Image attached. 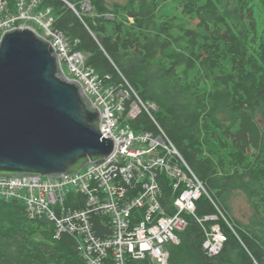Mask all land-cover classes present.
<instances>
[{"label":"trees","instance_id":"1","mask_svg":"<svg viewBox=\"0 0 264 264\" xmlns=\"http://www.w3.org/2000/svg\"><path fill=\"white\" fill-rule=\"evenodd\" d=\"M6 1L4 13H16L18 0ZM68 1L77 12L63 0H41L39 9L52 8L55 26L79 40L103 78L119 82L121 73L143 101L156 104L153 117L143 111L132 127L163 130L210 195L196 202L194 215L185 213L188 225L177 231L180 243L169 244L168 264H264V0H178L195 27L161 14L173 0H129L111 9L106 0ZM156 180L163 206L175 214L182 189L164 174ZM234 191L250 200L247 224L226 211ZM143 212L133 211L132 224ZM90 216L97 236L110 232L108 215ZM49 220L30 218L20 202H0V264H87L80 235L55 238ZM215 224L227 240L209 256L203 245ZM129 264L158 262L130 257Z\"/></svg>","mask_w":264,"mask_h":264},{"label":"built area","instance_id":"2","mask_svg":"<svg viewBox=\"0 0 264 264\" xmlns=\"http://www.w3.org/2000/svg\"><path fill=\"white\" fill-rule=\"evenodd\" d=\"M64 1L75 10L72 3ZM40 4L41 0H18L17 12L5 14L7 1L0 0V32L4 30L2 32L4 34L8 31L1 29L6 24L12 25V29L18 28L17 25L22 22L37 25L43 31L42 34L37 31V34L54 46L62 66L63 61H66L70 72H79V62H84L81 56L75 54L74 44H79V40L71 38L56 27L52 8L39 9ZM83 7L86 11L91 10L87 2L83 3ZM92 76L93 82L98 79L95 69L92 70ZM105 77L100 76L98 86L100 93L102 91L101 95H104L109 89L113 96L115 92L110 86L111 76ZM90 85L93 87L92 83ZM105 97L106 95L102 98V103L107 106L103 109L106 118L101 121V131L106 135H115L114 131H118L116 134L120 136V139H114V142L116 151L121 153L118 175L117 173L111 175L110 184L100 176L101 169L99 171L94 169L97 162L89 163V171L85 174L79 175L81 170L80 173L72 175L71 177H75L69 182H64L66 176L62 177L63 179L55 178L54 183V179L41 176L0 175V195L6 200H22L30 218L45 217L53 220L56 224V238L62 232L80 235L82 243L79 244V250L87 264H127L130 257L143 259L147 256L158 264H168L169 253L166 248L169 244L178 242L177 231L183 230L188 225L185 213L195 214L196 201L202 196L198 188H201L200 185L202 188L204 186L163 130L157 134L151 131L146 139H135L136 132L125 125H131L130 120L133 119L126 118L123 122L118 115V113L127 115L128 109L136 115L143 111L152 115L151 110L156 109L155 104L145 103L136 92L125 96L124 106H120L121 101L117 105L113 102L111 104L112 98L110 97L107 102ZM128 100L131 101L127 106ZM140 106L143 108L139 110ZM115 154L108 157L104 167L115 158ZM127 156L129 158H122ZM123 163H126L128 175L122 171ZM162 174L173 180L175 191L182 189L180 195L174 199L173 203L177 211L173 215L169 214L162 204L163 189L161 183L156 180ZM46 183L51 184L50 190L56 194L54 202L51 201L47 188L44 187ZM138 186L141 188L137 189ZM77 190L87 195V199L84 196L82 207L67 210L65 206L54 205L63 195ZM91 193L95 203L88 201ZM106 200H114L116 205L108 206L103 203ZM183 201L189 203V206H179L177 202L181 204ZM135 209H143L145 212L141 221L134 225L131 216ZM93 212L108 215L110 223L107 224L111 227L108 234L96 235L90 222V214ZM209 219L216 220L218 217L210 216ZM214 226L222 231L219 224L213 225L207 231L203 248L209 256L218 255L227 240V236L219 232L218 242L212 241ZM155 250H159V253H155Z\"/></svg>","mask_w":264,"mask_h":264},{"label":"water","instance_id":"3","mask_svg":"<svg viewBox=\"0 0 264 264\" xmlns=\"http://www.w3.org/2000/svg\"><path fill=\"white\" fill-rule=\"evenodd\" d=\"M101 120L100 107L65 76L47 39L30 27L2 34L0 175L59 177L109 157L115 142Z\"/></svg>","mask_w":264,"mask_h":264},{"label":"rangeland","instance_id":"4","mask_svg":"<svg viewBox=\"0 0 264 264\" xmlns=\"http://www.w3.org/2000/svg\"><path fill=\"white\" fill-rule=\"evenodd\" d=\"M128 1L129 0H106V3L108 5V7L111 9L114 6V4H116V3L127 4ZM68 2H70V1H68ZM85 2H87L91 6V4H90L89 1H84L83 3H85ZM161 14H167V15H170V16H178L180 18V21L187 23L191 27H195L196 24L198 23V20L189 18V17H187V16H185V15L182 14V8H181L180 3H179L178 0H173V1L169 2V3H167L164 6V8L162 9ZM19 26H21V27H30L33 30H35L36 32L38 31L40 34H42V32H43L37 25H32L30 23L22 22L21 24H18L17 25V27H19ZM1 29L10 30V29H12V25L6 24L5 27H2ZM3 31L0 32L1 33L0 37L2 36V34H3L2 32ZM74 48H75V54L81 56L82 59L84 60V62H79L80 71L79 72H76L75 71V73H77L79 76L77 74L73 73V72H70V70H68L69 69L68 68L69 67V64L66 61H63L64 64L62 66L61 60H60V58L58 56V59H59V62H60L62 71H63V73L65 74V76L67 78L76 79V80H78L81 83V85H82V87H83L86 95L91 99V101L93 102V104L100 107V109L102 111V120H103L104 118H106L105 115H104L103 109H106V107H107L104 103H102V101H103L102 98H104L105 95H106L105 98H106V101L107 102L110 100V97H111L112 98L110 100L111 101V104L113 102L115 105H117L121 101V103H120V106H121V105L125 104V101H124L125 96H127L129 93L135 92V90L132 87V85L130 84V82L120 73L121 77L123 78L122 81L115 82L116 80H113L112 78L110 79V82H111L110 86L113 87V90L115 92L114 95L111 96V93L112 92L109 89L107 90L106 94L101 95L103 93H102V91L100 93V88H98V86H99L100 80H101L100 79V76H102V75L95 69V67H93L92 65L88 64V61L87 60H88L89 54L86 53V52H84L83 50H81L79 48V44H74ZM55 51H56V53L58 55V52H57L56 49H55ZM63 60H65V58ZM94 69L96 71V75L98 76V79L93 82L94 77L92 76V70H94ZM110 76L112 77L111 74H110ZM96 82H97V84H96ZM90 83L93 84V87H91ZM126 86L129 87V89ZM142 108L143 107L140 106L139 107V110L142 109ZM118 115H119L120 119L121 118L123 119V122H124L126 120V118L133 119L134 120V118H137L140 114H137L136 115L133 112H131L130 109H128L127 115L126 114H123V113L122 114L118 113ZM133 120H130V123ZM125 125H128L133 131L136 132L135 133L136 134L135 139L136 138H138V139H140V138L146 139L147 136H148L147 134H149L151 132L150 130H140V131H136L130 124H125ZM116 133H118V131H114V134L115 135L108 134L107 136L108 137L111 136L110 138L112 140H114V139H118L119 140L120 139V136L117 135ZM116 148L117 147L115 146V149H114L113 153L110 156H113L115 154L114 152L116 151ZM119 152L120 151H116V154H115L116 161H115V158H114L108 164V166H106V167H104V162L108 159V157L105 158V159L99 160V161H90L86 165H84L81 169H79L77 172H73V173L64 175L66 177H64V176L55 177V176L40 175V174L11 175V176H23V177L41 176V177H46V178H49V179H54V181H53L54 183L56 182L55 178H61V179H63L62 177H64V178H66V179H64V182H69V181H71L75 177V176L74 177H71V176L74 175V174L80 173L81 170H82V172L79 175H83L86 172H88L89 171V167H90L89 163H97L98 162L96 165H94V169L96 168L97 171H99L101 169L100 176L102 177V179L106 183H109L110 184V177H111V175L116 174L117 171L120 168L119 165L121 164V159H120L121 153H119ZM122 158H129V157L127 156V157H122ZM121 167H122V171L124 172V174L125 175H128L127 172H126V163H123ZM129 167L131 168V165H129ZM102 171L104 173H102ZM1 175H4V174H1ZM116 175H118V173ZM197 185H199V183ZM203 186H204V184H203ZM44 187L47 188V192L49 193V197H50L51 201L54 202L56 200V194L55 193H52V191L50 190L51 184L46 183V185ZM200 187L201 188H198L200 194L201 195L205 194L208 197H210V195L207 192V189L204 188L205 186L203 187L204 189L202 188V185H200ZM84 196L87 199V195L84 194L83 192L78 191V190L77 191H72V192H70L69 194H67L65 196L63 195L62 198L57 203H55L54 205L55 206H65L67 210L79 208V207H82V205H83L82 197H84ZM18 197L20 199H24L21 196H18ZM73 197H75V208H73L72 205H69L67 203L68 201H71L70 198L72 199ZM92 197H93V194L91 193L90 194V197L88 199L89 203H95ZM24 200H26V199H24ZM12 201H17V202H20L22 205H24V203L21 202L22 200H15V199H13V200H6V199L2 198V195H0V202H12ZM103 203L106 204V205H108V206H115L116 205V202L114 200H106V201H103ZM177 203L179 204V206H189V203H187L185 201H183L181 204H180V202H177ZM68 206H70V207H68ZM24 207H25L26 214L28 215L27 210H26V206L24 205ZM141 210H143V209H141ZM179 211H180V208H179ZM226 211L228 212L229 216L232 217V219L239 220V221H241L242 223H245V224L249 223L251 221V218H253V215H254V212H253L252 207H251V204H250V200L241 191H234V192H232L230 194V196H229V209L226 208ZM179 216H181V215L179 214ZM262 228H264V227H262ZM217 229H218V227L217 226L216 227L214 226V228L212 230V232L214 233L213 240L212 241L215 242V243H217L218 240L220 239L219 232H221V233L224 234V232H222L223 230L221 231V230H217ZM55 235H56V232H55ZM177 241L178 242L175 243V244H179L180 243L179 238H177ZM168 246H167V248H168ZM167 248H166V250L168 251ZM155 253H159V250H155ZM168 253H169V251H168Z\"/></svg>","mask_w":264,"mask_h":264},{"label":"clouds","instance_id":"5","mask_svg":"<svg viewBox=\"0 0 264 264\" xmlns=\"http://www.w3.org/2000/svg\"><path fill=\"white\" fill-rule=\"evenodd\" d=\"M135 92H136V91H135ZM144 102H145V101H144ZM145 103H152V102H145ZM152 104H155V103H152ZM155 106H156V104H155ZM156 108H157V106H156ZM154 110H155V109H154ZM154 110H151V114H152V111L154 112ZM152 116H153V114H152ZM168 138H169V137H168ZM183 159H184V158H183ZM184 161H185V160H184ZM189 167H190V166H189ZM201 197H202V196H201ZM201 197H200V198H201ZM200 198H199V199H200ZM199 199H198V200H199ZM198 200H197V201H198ZM197 201H196V202H197ZM220 253H221V252H220ZM220 253H219V254H220ZM215 256H216V255H215Z\"/></svg>","mask_w":264,"mask_h":264},{"label":"bare ground","instance_id":"6","mask_svg":"<svg viewBox=\"0 0 264 264\" xmlns=\"http://www.w3.org/2000/svg\"><path fill=\"white\" fill-rule=\"evenodd\" d=\"M263 9V8H262ZM252 50V49H251ZM127 85V84H126ZM127 87V86H126ZM128 89H129V87H127ZM132 88V87H131ZM50 221V220H49ZM127 264H129V262L127 263Z\"/></svg>","mask_w":264,"mask_h":264}]
</instances>
